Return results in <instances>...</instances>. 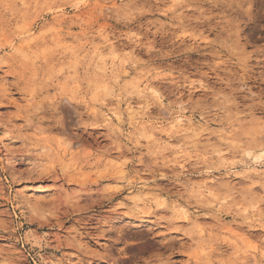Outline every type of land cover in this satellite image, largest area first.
Instances as JSON below:
<instances>
[{
	"label": "rangeland",
	"instance_id": "1",
	"mask_svg": "<svg viewBox=\"0 0 264 264\" xmlns=\"http://www.w3.org/2000/svg\"><path fill=\"white\" fill-rule=\"evenodd\" d=\"M263 146L264 0H0V264H264Z\"/></svg>",
	"mask_w": 264,
	"mask_h": 264
},
{
	"label": "bare ground",
	"instance_id": "2",
	"mask_svg": "<svg viewBox=\"0 0 264 264\" xmlns=\"http://www.w3.org/2000/svg\"><path fill=\"white\" fill-rule=\"evenodd\" d=\"M146 88H151V87H149V86H146ZM138 107V106H137ZM137 107L135 106V105H131V104H129L127 107H126V118L127 119H129L130 120V122H134V120H136V118H137V116H136V114H138V112L136 111V109H137ZM169 108V107H168ZM168 108H165L164 109V116H166L167 118H166V121H167V127L168 128H170V131H195L196 130V127H197V124H200V123H195L193 120H192V118H190V117H187V116H185V114H184V109H182V108H180L179 110H178V112H177V114L176 115H174V112H172L171 111V107L168 109ZM109 109H110V107H109ZM113 108H111L110 110H112ZM139 109V108H138ZM173 109V108H172ZM174 110V109H173ZM96 111V110H95ZM94 111V112H95ZM108 111V110H107ZM113 111V110H112ZM119 112H117L116 110H114L113 112H115V113H113V114H116V116H117V120L119 121V127H118V129H119V133L121 134V135H123L122 134V131H123V129H122V126H121V124L123 125L124 124V122H125V118H124V116L122 115V113H120V110H118ZM93 112V111H92ZM100 113H102L103 114V116L104 117H110V115H109V113H103V112H100ZM110 122V121H109ZM159 123H162V122H158V124ZM142 125H144V126H147V125H149V124H144V122H142L141 123ZM150 124H152L151 122H150ZM158 124H157V126H155L156 128H159L158 127ZM154 127V128H155ZM164 131H166V130H164V129H162L161 130V132L162 133H164ZM161 132H160V134H161ZM156 133L157 132H155V131H152V133L150 134V136L149 137H152V136H155L156 135ZM120 135V136H121ZM119 138V137H118ZM254 148V147H253ZM247 153H248V155L250 156V159H251V161L252 162H255V163H258V162H260V161H263L264 159L262 158V155H264V146H263V148H262V150H261V152H260V154H257L254 150H252V149H249L248 151H247ZM254 164V163H253ZM260 164H261V162H260ZM257 168L255 167L254 169H253V172L254 173H256L257 175H258V177L259 176H261L262 178H264V171L263 172H259V171H257L256 170ZM123 171H124V169H123ZM135 178L134 179H131V180H129V182H128V185H130V188L132 189V186H135L136 184H138L139 185V188L136 190V191H134V190H130V192H131V195H129L130 196V198H132L131 199V201H133V202H138V201H140L141 199H142V197L143 196H147V195H149V194H152V193H154L152 190L153 189H151L152 187H151V185H148L147 183L148 182H146L145 181V179H143V177H141V176H134ZM260 177V178H261ZM136 183V184H135ZM206 184V189L205 190H203V191H200V190H198V196H204V195H207V194H211V192H212V189H211V187H212V185L211 186H208V184L207 183H205ZM214 185V184H213ZM136 188V187H135ZM155 193H158V192H155ZM213 194V193H212ZM34 195V194H33ZM154 195H158V194H154ZM188 205V204H187ZM186 204H183V202L181 203V202H177L174 206L177 208V207H179V208H182V210H183V214H184V217H185V219L187 218L189 221L191 220V218H192V213L190 212V210H189V208H188V206H187ZM259 210V209H258ZM259 212V211H258ZM196 217V216H195ZM199 218V217H198ZM196 219V218H195ZM194 219V220H195ZM194 220H193V222H194ZM195 222H198L197 220H195Z\"/></svg>",
	"mask_w": 264,
	"mask_h": 264
}]
</instances>
